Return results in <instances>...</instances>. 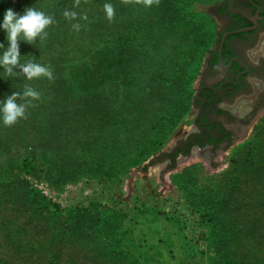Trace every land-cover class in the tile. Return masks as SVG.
<instances>
[{"label":"rangeland","instance_id":"1","mask_svg":"<svg viewBox=\"0 0 264 264\" xmlns=\"http://www.w3.org/2000/svg\"><path fill=\"white\" fill-rule=\"evenodd\" d=\"M168 1L0 0V264H146L161 229L184 263L226 264L225 237L255 227L264 106L212 155H160L229 26L225 0Z\"/></svg>","mask_w":264,"mask_h":264},{"label":"flooded vegetation","instance_id":"2","mask_svg":"<svg viewBox=\"0 0 264 264\" xmlns=\"http://www.w3.org/2000/svg\"><path fill=\"white\" fill-rule=\"evenodd\" d=\"M229 26L209 54L195 94L193 130L174 149L212 155L247 128L264 106V0H225ZM263 76L260 84L255 79Z\"/></svg>","mask_w":264,"mask_h":264},{"label":"trees","instance_id":"3","mask_svg":"<svg viewBox=\"0 0 264 264\" xmlns=\"http://www.w3.org/2000/svg\"><path fill=\"white\" fill-rule=\"evenodd\" d=\"M102 1V5L104 8L109 10L111 8L113 0H100ZM161 2L160 9L162 11V5L165 3L166 7H169L170 9H166L167 13L170 14L172 12V9L176 7L174 2H170L168 0H158ZM169 4V5H168ZM57 11V10H56ZM55 14V12H54ZM108 40V39H105ZM174 83L176 81L174 80ZM189 150V148H188ZM187 150V151H188ZM181 151V149H174L171 152H163V157L169 156L173 159L177 156V154ZM260 211V214L256 217V223L255 227L252 228V231L249 233H246L245 231H241L240 229L233 230L234 235H227V238L225 237V241L223 243L226 245V243H232L239 246V250H232L226 253H223L219 255V257L222 259V261L226 264H264V203L259 202L257 205ZM225 208L227 209V212H233L232 209H230L229 204L225 205ZM218 209V208H217ZM216 211V209H215ZM78 220V219H77ZM75 219V221L77 222ZM83 228L81 229V233L75 234L74 237H72V242L79 240L82 238ZM247 238H250L248 240ZM76 246V245H73ZM83 247V245H81ZM218 253V252H215ZM114 262H117L120 260L122 256H124V253L119 251L115 254ZM60 257L59 249L57 248L55 251L51 252L49 255V259L47 261V264H54L55 261H58V258ZM124 258V257H123Z\"/></svg>","mask_w":264,"mask_h":264},{"label":"crops","instance_id":"4","mask_svg":"<svg viewBox=\"0 0 264 264\" xmlns=\"http://www.w3.org/2000/svg\"><path fill=\"white\" fill-rule=\"evenodd\" d=\"M154 236H156V241L154 240ZM164 236H166L167 241L161 242V240L163 241ZM151 237L153 239L146 237L147 242L145 241L144 243L156 242L157 244L155 246L153 245L152 250L148 247L147 252H144L143 256L146 259V264H186L182 260L183 257L180 247L174 242V235L171 231L161 229L159 234H155ZM153 256L158 257V259L154 260L152 258Z\"/></svg>","mask_w":264,"mask_h":264}]
</instances>
